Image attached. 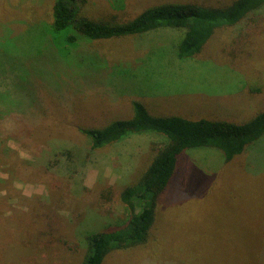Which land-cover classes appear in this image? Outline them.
<instances>
[{"label": "rangeland", "instance_id": "1", "mask_svg": "<svg viewBox=\"0 0 264 264\" xmlns=\"http://www.w3.org/2000/svg\"><path fill=\"white\" fill-rule=\"evenodd\" d=\"M54 1L0 0V264H81L86 236L126 225L121 193L165 140L132 134L92 151L79 129L130 120L133 101L155 119L241 125L264 111V6L217 30L191 59L176 57L182 32L158 30L83 43L63 61L61 38L46 31ZM235 1L88 7L95 18L128 22L163 4ZM154 218L145 245L112 251L102 264H264V135L229 163L214 148L184 151Z\"/></svg>", "mask_w": 264, "mask_h": 264}, {"label": "trees", "instance_id": "2", "mask_svg": "<svg viewBox=\"0 0 264 264\" xmlns=\"http://www.w3.org/2000/svg\"><path fill=\"white\" fill-rule=\"evenodd\" d=\"M88 6V0L54 1L51 24L46 31L61 38V42L56 43L59 45L57 53L63 61L66 60L63 57L73 54L83 43L124 39L158 30L182 32L176 57L191 59L200 54L217 30L235 26L246 15L263 7L264 0H236L230 6L219 9L192 4H163L142 12L128 22L95 18ZM131 105L133 117L130 120L115 121L102 129H79L88 139L90 149L100 150L132 134L143 133L162 136L165 144L152 157L138 184L121 193V202L129 214L121 233H92L86 236V252L81 264H102L112 251L147 243L155 219L157 199L173 178L179 156L184 151L214 148L221 151L225 163H229L264 135V111L249 122L238 125L221 121H192L175 116L155 119L149 116L141 103L133 101Z\"/></svg>", "mask_w": 264, "mask_h": 264}]
</instances>
